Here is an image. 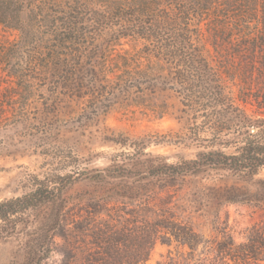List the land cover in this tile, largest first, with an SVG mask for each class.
I'll return each instance as SVG.
<instances>
[{
  "label": "trees",
  "instance_id": "trees-1",
  "mask_svg": "<svg viewBox=\"0 0 264 264\" xmlns=\"http://www.w3.org/2000/svg\"><path fill=\"white\" fill-rule=\"evenodd\" d=\"M0 25L17 32L0 45V81L4 77L10 83L3 94L7 110H26L37 96H45L55 112L82 103L81 115L94 119L119 100L143 104L172 93L181 105L177 118L200 119L214 140L194 158L171 163L147 158L143 168L131 172L122 165L85 168L78 173L84 179L104 183L212 171L249 184L264 168V90L239 86L232 91L217 51L221 43L237 41L241 51L264 56V33L244 31L250 25L264 27V0H0ZM206 38L217 55L206 47ZM125 40H131V64L128 56L114 53ZM252 66L264 70V61L254 60ZM153 112L162 116L164 110ZM143 139L131 146L141 151ZM111 141L127 145L129 140ZM75 180L70 174L35 177L28 192L0 200V242L24 238V264H43L53 252L61 255L56 264H146L158 239L186 245L190 258L205 243L209 254L195 259L197 264H264L263 226H253L245 242L235 243L214 221L218 237L204 239L172 212L152 208L146 219L133 209L129 218L118 216L112 223L100 218L70 225L64 193ZM215 191L220 202L249 199L243 186ZM255 201L264 205V192ZM78 233L90 238L82 249L71 245Z\"/></svg>",
  "mask_w": 264,
  "mask_h": 264
},
{
  "label": "rangeland",
  "instance_id": "rangeland-1",
  "mask_svg": "<svg viewBox=\"0 0 264 264\" xmlns=\"http://www.w3.org/2000/svg\"><path fill=\"white\" fill-rule=\"evenodd\" d=\"M244 31L245 34L264 33V27L250 25ZM16 34V31L0 25V45L11 42ZM205 42L211 54L217 55L218 51L224 57L226 79L232 91L237 93L239 86H247L251 92L264 90L261 83L264 70L258 67L257 71L252 66L254 60L264 61L261 52L258 56L249 53L251 49L245 53L239 48L242 43L237 41L236 45L221 43L215 52L207 38ZM114 51L128 56L131 64V40L123 41ZM238 70L241 76L236 75ZM2 80L0 200L28 192L35 177L70 174L76 178L64 193L70 225L100 218L112 223L118 216L129 218L133 209L146 219L150 217L146 210L152 208L158 213L172 212L180 220L188 222L204 239L218 237L214 221L219 222V227L226 228L235 243L245 242L253 226L264 227V205L255 201L256 194L264 192V168L249 184L212 171L176 178L137 180L131 176L119 177L104 183L91 182L84 179L86 175L78 174L85 168L103 169L112 165H122L131 172L132 168H143L147 158L161 157V160L171 163L182 158H194L199 151L212 148V134L203 131L200 119L186 123L185 119L177 118L181 105L174 94L159 95L143 104H132L131 98L119 100L106 114L94 119H88L87 113L81 115L82 103L75 104L73 110L55 112L45 96H37L26 110L13 113L2 107L4 88L10 84L6 78ZM159 107L164 110L162 116L153 112V108ZM117 138L129 141L127 145L111 141ZM137 138L147 141L141 151L131 146ZM224 185L243 186L249 192V197H246L249 199L220 202L214 193L217 187ZM84 234L78 233L71 245L84 248L90 239ZM56 242L62 244L59 237ZM25 246V239L21 237L0 242V264H24ZM208 250L205 243H200L195 256L190 258L186 245L158 239L146 264H197L195 259L205 257ZM60 259L61 255L53 252L43 264H56Z\"/></svg>",
  "mask_w": 264,
  "mask_h": 264
}]
</instances>
